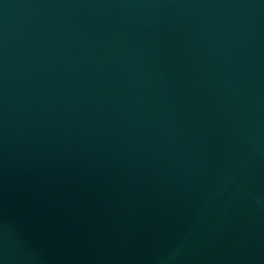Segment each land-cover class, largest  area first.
I'll list each match as a JSON object with an SVG mask.
<instances>
[{
  "label": "water",
  "instance_id": "water-1",
  "mask_svg": "<svg viewBox=\"0 0 264 264\" xmlns=\"http://www.w3.org/2000/svg\"><path fill=\"white\" fill-rule=\"evenodd\" d=\"M0 264H264V0H0Z\"/></svg>",
  "mask_w": 264,
  "mask_h": 264
}]
</instances>
